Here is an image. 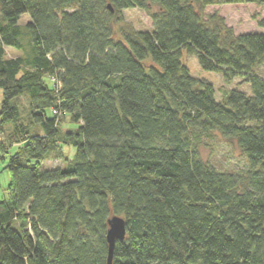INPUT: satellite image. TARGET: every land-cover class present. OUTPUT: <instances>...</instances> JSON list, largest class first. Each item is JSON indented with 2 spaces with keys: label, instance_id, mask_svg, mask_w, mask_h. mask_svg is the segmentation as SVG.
<instances>
[{
  "label": "trees",
  "instance_id": "16d2710c",
  "mask_svg": "<svg viewBox=\"0 0 264 264\" xmlns=\"http://www.w3.org/2000/svg\"><path fill=\"white\" fill-rule=\"evenodd\" d=\"M248 4L264 0H0V152L20 146L0 201V264H109L113 217L126 237L112 264H264V19L242 35L203 19ZM132 9L152 31L117 28ZM185 56L252 94L218 101ZM66 117L77 131H63ZM216 136L236 144L243 170L203 161ZM52 160L67 167L44 169Z\"/></svg>",
  "mask_w": 264,
  "mask_h": 264
},
{
  "label": "rangeland",
  "instance_id": "374dc122",
  "mask_svg": "<svg viewBox=\"0 0 264 264\" xmlns=\"http://www.w3.org/2000/svg\"><path fill=\"white\" fill-rule=\"evenodd\" d=\"M157 9L151 7V13L156 12ZM223 19L228 28H232L236 35L262 33L263 30L259 28V21L264 19V7L248 4V5H220L209 6L204 10L203 19L210 25L218 22L216 19ZM1 21V16H0ZM30 22V17L24 15L20 21L21 28L24 30V45L28 46L29 33L26 30L27 23ZM128 27L136 31H152L153 21L151 15L139 9L126 10L123 12V21L117 28ZM10 49V48H9ZM18 52V51H17ZM24 56L25 52L16 53V50H8L7 58L15 57L16 55ZM184 61L190 71L192 77L203 79L211 83L215 89V96L218 101L225 99L227 94L232 90H240L248 95H251V89L248 85L244 84L242 79H236L232 84H226L221 75L216 73L205 72L199 66L196 57L185 56ZM3 93L0 90V108L2 103ZM23 104V103H22ZM25 107V103H24ZM10 127V125L7 128ZM77 126L73 125L70 118L66 117L63 121L62 129L64 132H75ZM1 141V134H0ZM17 147H13L8 154L3 155L0 152V201L6 198V190L10 184V173L7 166L10 157L17 152ZM63 153L73 159L75 150L69 146L61 147ZM203 161L211 164L221 171H241L246 167V160L236 144L229 143L219 136L210 140L207 145L203 146L200 150ZM44 169H64L67 164L63 160H52L43 163Z\"/></svg>",
  "mask_w": 264,
  "mask_h": 264
},
{
  "label": "water",
  "instance_id": "95a60500",
  "mask_svg": "<svg viewBox=\"0 0 264 264\" xmlns=\"http://www.w3.org/2000/svg\"><path fill=\"white\" fill-rule=\"evenodd\" d=\"M108 226H109V230L107 234V241L109 243L108 263L112 264L116 242L125 240L126 222L121 217H113L111 220H109Z\"/></svg>",
  "mask_w": 264,
  "mask_h": 264
},
{
  "label": "crops",
  "instance_id": "0c3cea01",
  "mask_svg": "<svg viewBox=\"0 0 264 264\" xmlns=\"http://www.w3.org/2000/svg\"><path fill=\"white\" fill-rule=\"evenodd\" d=\"M8 50H10V49H7V50H6V52H7V55H8ZM16 53H20V52H19V51H18V52L16 51ZM19 57H21V55H19V54H18V55H16L15 57H11V59H16V58H19ZM14 147H17L18 149L20 148V146H19V145H17V146H14ZM18 149H17V150H18Z\"/></svg>",
  "mask_w": 264,
  "mask_h": 264
},
{
  "label": "built area",
  "instance_id": "2783aa9c",
  "mask_svg": "<svg viewBox=\"0 0 264 264\" xmlns=\"http://www.w3.org/2000/svg\"><path fill=\"white\" fill-rule=\"evenodd\" d=\"M56 84H58L59 86H61L60 85V83L59 82H57L56 80H53ZM55 114H56V112H55ZM60 116H61V114H60Z\"/></svg>",
  "mask_w": 264,
  "mask_h": 264
}]
</instances>
